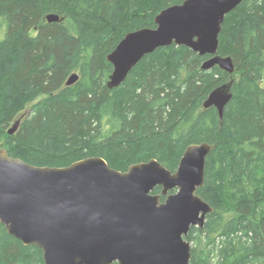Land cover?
I'll list each match as a JSON object with an SVG mask.
<instances>
[{
    "label": "trees",
    "instance_id": "16d2710c",
    "mask_svg": "<svg viewBox=\"0 0 264 264\" xmlns=\"http://www.w3.org/2000/svg\"><path fill=\"white\" fill-rule=\"evenodd\" d=\"M182 1L0 0V147L37 166L100 156L125 171L155 158L173 172L189 144L207 142L196 193L212 211L186 235L191 263L264 264V0L225 15L217 52L232 57V73L203 69L210 55L171 43L145 54L118 86L106 84L119 40L155 27L160 10ZM48 13L60 19L48 22ZM72 72L79 77L67 85ZM231 79L220 119L203 101ZM0 264L45 263L0 222Z\"/></svg>",
    "mask_w": 264,
    "mask_h": 264
},
{
    "label": "water",
    "instance_id": "95a60500",
    "mask_svg": "<svg viewBox=\"0 0 264 264\" xmlns=\"http://www.w3.org/2000/svg\"><path fill=\"white\" fill-rule=\"evenodd\" d=\"M241 1L183 0L163 8L155 27L127 32L107 55L113 67L107 86H118L145 54L171 43L210 55L203 69L217 65L232 73V57L217 52L218 37L225 15ZM78 77L72 72L66 84ZM231 86L232 79L212 89L203 107L214 106L221 119ZM209 150L207 142L189 144L172 172L155 158L125 171L100 156L37 166L0 147V222L25 245L40 248L45 264H192L186 235L191 226L203 227L212 211L196 193ZM156 186L160 193L152 192Z\"/></svg>",
    "mask_w": 264,
    "mask_h": 264
},
{
    "label": "bare ground",
    "instance_id": "6f19581e",
    "mask_svg": "<svg viewBox=\"0 0 264 264\" xmlns=\"http://www.w3.org/2000/svg\"><path fill=\"white\" fill-rule=\"evenodd\" d=\"M175 44V43H174ZM207 59V58H206ZM217 110V109H216Z\"/></svg>",
    "mask_w": 264,
    "mask_h": 264
}]
</instances>
